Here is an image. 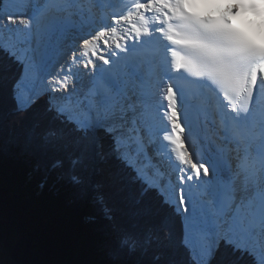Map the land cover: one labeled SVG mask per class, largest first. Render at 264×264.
I'll use <instances>...</instances> for the list:
<instances>
[{
  "label": "snow or ice",
  "instance_id": "snow-or-ice-1",
  "mask_svg": "<svg viewBox=\"0 0 264 264\" xmlns=\"http://www.w3.org/2000/svg\"><path fill=\"white\" fill-rule=\"evenodd\" d=\"M255 6V0H0V53L19 67L10 79L0 76V89L20 109L48 96L59 126L34 127L26 141L62 153L48 163L58 179L95 186L90 161L103 154L107 139L143 191H156L180 217L188 264H233L242 256L264 264V46L229 19ZM74 29L83 33L70 38ZM149 45L158 53L145 61L139 53ZM178 81L211 93L213 122L230 148L197 155ZM155 157H165L171 171ZM104 214L113 264L133 257L132 264H143L159 229L138 219L117 222L107 205Z\"/></svg>",
  "mask_w": 264,
  "mask_h": 264
},
{
  "label": "trees",
  "instance_id": "trees-1",
  "mask_svg": "<svg viewBox=\"0 0 264 264\" xmlns=\"http://www.w3.org/2000/svg\"><path fill=\"white\" fill-rule=\"evenodd\" d=\"M18 71V65L0 53V76L10 79ZM50 103L41 95L20 109L11 93L0 89V241H6L13 264H113L106 205L117 222L138 219L159 229L160 240L143 257V264H188L179 244L180 217L156 191H143L109 151L107 139L103 154L90 161L95 186L74 187L48 170L50 159L62 153L38 140L28 143L26 136L34 127L40 132L59 126L48 111ZM144 212L148 215H133ZM165 217L166 226L161 224ZM232 259L233 264H250L247 256Z\"/></svg>",
  "mask_w": 264,
  "mask_h": 264
},
{
  "label": "bare ground",
  "instance_id": "bare-ground-1",
  "mask_svg": "<svg viewBox=\"0 0 264 264\" xmlns=\"http://www.w3.org/2000/svg\"><path fill=\"white\" fill-rule=\"evenodd\" d=\"M217 14L218 9L211 13V15ZM82 33L83 29H74L73 33L69 34V37L72 38L74 35H79ZM208 109L213 108L207 103L206 107L202 111L196 113L195 123H189V126L192 130V135L190 137L192 147L194 148L198 156H202L204 158L214 157L220 153L221 149L231 147V145H226V142L221 138L217 124L213 122L215 118L214 110L213 114H210V112H208ZM205 113L207 115L206 122ZM205 138L207 139V141L205 140ZM153 155L155 156V153H153ZM155 158L163 160V167L165 171H171L168 160L165 157Z\"/></svg>",
  "mask_w": 264,
  "mask_h": 264
},
{
  "label": "rangeland",
  "instance_id": "rangeland-1",
  "mask_svg": "<svg viewBox=\"0 0 264 264\" xmlns=\"http://www.w3.org/2000/svg\"><path fill=\"white\" fill-rule=\"evenodd\" d=\"M165 183H167V178H165ZM5 242L6 241L4 240L0 241V264H13V262L11 261L9 257Z\"/></svg>",
  "mask_w": 264,
  "mask_h": 264
}]
</instances>
